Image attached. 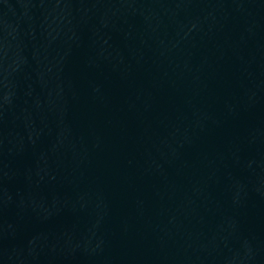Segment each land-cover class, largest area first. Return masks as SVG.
Instances as JSON below:
<instances>
[{
	"label": "water",
	"instance_id": "1",
	"mask_svg": "<svg viewBox=\"0 0 264 264\" xmlns=\"http://www.w3.org/2000/svg\"><path fill=\"white\" fill-rule=\"evenodd\" d=\"M0 264H264V0H0Z\"/></svg>",
	"mask_w": 264,
	"mask_h": 264
}]
</instances>
